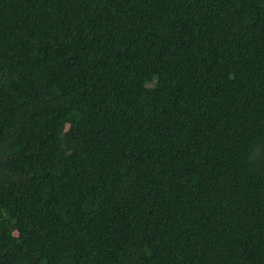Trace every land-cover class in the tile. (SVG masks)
Listing matches in <instances>:
<instances>
[{
	"label": "trees",
	"instance_id": "obj_1",
	"mask_svg": "<svg viewBox=\"0 0 264 264\" xmlns=\"http://www.w3.org/2000/svg\"><path fill=\"white\" fill-rule=\"evenodd\" d=\"M0 264H264V0H0Z\"/></svg>",
	"mask_w": 264,
	"mask_h": 264
}]
</instances>
